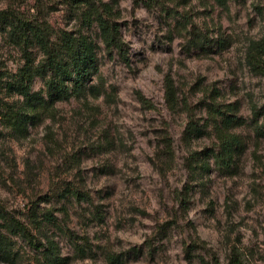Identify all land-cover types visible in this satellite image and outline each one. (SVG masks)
<instances>
[{
	"label": "rangeland",
	"instance_id": "374dc122",
	"mask_svg": "<svg viewBox=\"0 0 264 264\" xmlns=\"http://www.w3.org/2000/svg\"><path fill=\"white\" fill-rule=\"evenodd\" d=\"M71 1L0 0V11L85 35L102 77L92 81L100 95L57 102L40 125L24 130L13 117L28 103L0 88V206L33 235L0 218L11 248L0 264H38L34 243L48 238L68 264H112L113 255L123 258L117 264H228L233 250L246 264H264V0H103L120 23L129 61L106 46L98 25L81 26ZM183 13L211 37L221 30L228 47L187 50ZM24 64L19 46L0 34V72ZM167 76L178 89L174 105ZM215 96L238 106L244 123L235 131L246 150L231 172L211 161L209 171L192 173L190 154L218 141L212 130L185 137L189 114L209 120L205 102ZM67 187L83 189L94 205L56 196L39 205L52 209L56 223L34 222L35 202ZM85 240L93 248L80 256L75 242Z\"/></svg>",
	"mask_w": 264,
	"mask_h": 264
},
{
	"label": "trees",
	"instance_id": "16d2710c",
	"mask_svg": "<svg viewBox=\"0 0 264 264\" xmlns=\"http://www.w3.org/2000/svg\"><path fill=\"white\" fill-rule=\"evenodd\" d=\"M223 1V0H221ZM225 3V2H221ZM71 11L77 16L82 27L98 25L103 35L104 43L109 48L117 50L122 59L129 61L126 50V42L122 36L120 23L114 18V10L108 2L103 0H72ZM169 17H176L170 9L162 7ZM182 26L188 30L187 44L185 48L193 49H226L229 38L223 32L217 37L210 36L207 31L196 27L188 13H183L178 18ZM0 34L7 36L14 44L19 46L25 64L16 72H0V88L8 87L22 96L29 105L27 111L16 110L14 123L18 129H28L29 126L40 125L46 118L48 111L57 102L81 98L89 92L95 95L102 93L99 83L102 81L100 61L97 57L94 44L88 38L67 29L56 30L47 19L27 17L10 10L0 11ZM99 83H92L93 79ZM41 81L39 89L35 90L37 80ZM167 100L171 104L178 101V89L170 76L166 78ZM185 107L189 109L185 101ZM209 113V120L201 123L192 113L185 129V137L193 138L205 135L210 130L217 137V144L202 151H193L188 158V165L192 173L197 171H209L211 161L215 167L223 172H231L240 156L246 150V141L235 129L244 123L239 115V108L235 103H225L219 97L210 98L205 102ZM256 116L260 109L255 107ZM262 128H256L261 134ZM58 196L70 204L75 202H88L94 205L93 198L83 189L67 187L61 189L53 197H42L33 205L31 212L34 222H38L40 216L49 223H56L55 213L51 208H41V202H50ZM95 216L101 215V209L95 206ZM6 212L0 206V218H2L13 230L19 229L26 236L32 237L19 221L8 218ZM66 213V212H65ZM32 241V240H31ZM39 253L38 264H68V258L63 256L60 246L54 239H47L46 243H34ZM93 247L88 241L75 242L78 255L85 256ZM11 256V248L0 234V259L6 261ZM112 264L122 263L123 258L113 255L109 258ZM228 264H246L239 251L233 250L229 256Z\"/></svg>",
	"mask_w": 264,
	"mask_h": 264
}]
</instances>
